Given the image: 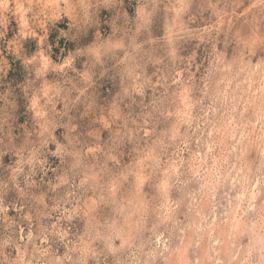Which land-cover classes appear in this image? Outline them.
I'll list each match as a JSON object with an SVG mask.
<instances>
[{
    "label": "clouds",
    "instance_id": "clouds-1",
    "mask_svg": "<svg viewBox=\"0 0 264 264\" xmlns=\"http://www.w3.org/2000/svg\"><path fill=\"white\" fill-rule=\"evenodd\" d=\"M0 264H264V0H0Z\"/></svg>",
    "mask_w": 264,
    "mask_h": 264
}]
</instances>
